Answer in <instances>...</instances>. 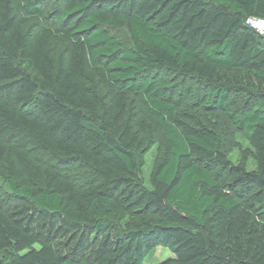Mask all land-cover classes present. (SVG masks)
I'll return each instance as SVG.
<instances>
[{
  "label": "trees",
  "instance_id": "1",
  "mask_svg": "<svg viewBox=\"0 0 264 264\" xmlns=\"http://www.w3.org/2000/svg\"><path fill=\"white\" fill-rule=\"evenodd\" d=\"M38 1L0 0V178L11 190L0 197V264H143L159 246L173 257L158 264H264V35L247 23L264 19V0H65L58 25L43 23ZM108 27H126L134 48ZM152 68L205 85V107L250 143L238 163L200 115L135 82ZM243 92L260 103L239 115L230 98Z\"/></svg>",
  "mask_w": 264,
  "mask_h": 264
},
{
  "label": "rangeland",
  "instance_id": "2",
  "mask_svg": "<svg viewBox=\"0 0 264 264\" xmlns=\"http://www.w3.org/2000/svg\"><path fill=\"white\" fill-rule=\"evenodd\" d=\"M38 3L45 14L43 23L58 25L65 8V0H39ZM108 29L110 33L125 47L131 49L134 48L130 33L126 27H108ZM147 79L152 80L155 84L161 85L175 101H178L177 107L179 110L190 111L200 115L202 119L220 136L222 150L229 162L233 165L238 163L240 149L249 147L250 143L244 133L236 127L231 118L223 110L209 109L205 107V101L208 97V89L203 83L195 78L182 76L178 73L161 68H152L147 72L140 74L135 82L142 83ZM135 98L140 105L138 98ZM230 103L239 115H243L260 102L255 95L243 92L234 93L230 98ZM29 148L35 157L46 163L55 164L61 167L73 179L82 178L78 173L81 170L78 165L57 162L50 153L37 148L34 145H29ZM156 151L157 144L153 143L145 152V165L142 169V177L146 186L149 188L151 187L150 176L156 157ZM196 161L202 167L207 168L213 174L214 178L225 186V188L238 200L244 201L250 197L252 191L249 190L248 187L238 185L234 176L231 175L224 166L217 162H207L198 158ZM10 192L11 190L9 186L2 178H0V197ZM170 257H173V253L170 249L165 246H159L153 253L145 258L143 264H158Z\"/></svg>",
  "mask_w": 264,
  "mask_h": 264
},
{
  "label": "built area",
  "instance_id": "3",
  "mask_svg": "<svg viewBox=\"0 0 264 264\" xmlns=\"http://www.w3.org/2000/svg\"><path fill=\"white\" fill-rule=\"evenodd\" d=\"M247 23L254 27L261 35H264V19L263 18H249Z\"/></svg>",
  "mask_w": 264,
  "mask_h": 264
}]
</instances>
